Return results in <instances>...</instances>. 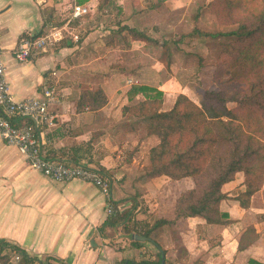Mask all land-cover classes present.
<instances>
[{"label": "crops", "instance_id": "1", "mask_svg": "<svg viewBox=\"0 0 264 264\" xmlns=\"http://www.w3.org/2000/svg\"><path fill=\"white\" fill-rule=\"evenodd\" d=\"M209 1L0 0L9 92L21 100L54 88L58 99L50 106L53 124L37 131L43 154L97 168L110 179L116 202L108 216L106 199L95 186L45 177L0 138V242L38 259L30 264H61L58 259L65 264H250V259L264 264V183L247 208L235 199L244 190L243 173L223 184L226 198L219 208L227 215L225 224L199 216L172 222L175 200L193 181L145 175L158 138L128 111L152 97H159L160 111H167L179 94L199 104L205 67L197 54L205 56L193 47L200 36L194 30L205 31ZM75 3L90 11L70 21L61 42L28 61L14 59L20 36L66 24ZM97 90L105 104L84 105L83 93ZM116 213L129 220L105 228ZM159 220L168 222L155 226ZM124 222L130 233L122 230ZM249 226L258 237L239 251V238ZM20 260L11 256L8 264Z\"/></svg>", "mask_w": 264, "mask_h": 264}, {"label": "trees", "instance_id": "2", "mask_svg": "<svg viewBox=\"0 0 264 264\" xmlns=\"http://www.w3.org/2000/svg\"><path fill=\"white\" fill-rule=\"evenodd\" d=\"M207 6L219 22L236 25L228 32L194 30L200 36L229 38L214 70L218 89L205 90L199 104L179 94L167 111H160L159 97L128 108L142 119L147 134L158 138L149 151L145 175H165L173 180L189 177L193 181V187L175 200L172 222L199 216L209 224H225L229 222L227 215L219 208L226 198L223 184L242 172L244 190L235 199L247 208L251 196L264 183V0H210ZM82 102L99 108L106 97L101 90L87 91ZM229 103L234 106L230 108ZM113 204L116 207V202ZM117 216L109 217L103 226L113 229L119 220H129L127 214ZM167 222L159 220L154 225ZM122 230L131 232L125 222ZM257 237L254 227H247L239 238L238 250L247 248ZM11 256H19L22 264L38 260L17 245L0 242L2 264H8ZM249 263L261 264L252 259Z\"/></svg>", "mask_w": 264, "mask_h": 264}, {"label": "built area", "instance_id": "3", "mask_svg": "<svg viewBox=\"0 0 264 264\" xmlns=\"http://www.w3.org/2000/svg\"><path fill=\"white\" fill-rule=\"evenodd\" d=\"M89 11L88 6L75 3L66 24L52 27L42 34L30 33L20 36L12 51L14 59L25 62L33 55L51 49L70 33V21L81 19ZM71 37L75 41L78 40L77 34H71ZM1 50L0 35V138L8 145L15 146L27 163L45 177L62 183L81 180L95 186L106 199L108 216L113 215L115 208L111 182L104 173L87 164L67 163L43 154L37 131L40 127L52 125L54 122L55 114L50 110V106L58 102L55 89L44 88L40 96L15 100L9 92ZM18 258L19 256H15L16 260Z\"/></svg>", "mask_w": 264, "mask_h": 264}, {"label": "rangeland", "instance_id": "4", "mask_svg": "<svg viewBox=\"0 0 264 264\" xmlns=\"http://www.w3.org/2000/svg\"><path fill=\"white\" fill-rule=\"evenodd\" d=\"M208 12L211 16L210 20L206 19L205 25H204V32L208 33H216V32H228L236 27L235 24H225L219 22L216 15L211 12L210 8L207 6ZM193 39V36L188 37L187 40L190 41ZM229 41V38L226 37H205V36H196L195 44L193 47H195L196 51H199L200 53H203L205 58L197 54V58L199 59V63L201 65H204V74H203V82L204 87H202V90L207 89H218L217 83L214 81V70L216 68V61L218 58V55L220 54L222 50V46ZM196 59V61H198ZM204 93V92H203ZM203 95V94H202ZM202 98V97H201ZM201 100V99H200ZM200 102V101H199ZM228 106L231 108L234 106L233 103H229Z\"/></svg>", "mask_w": 264, "mask_h": 264}, {"label": "water", "instance_id": "5", "mask_svg": "<svg viewBox=\"0 0 264 264\" xmlns=\"http://www.w3.org/2000/svg\"><path fill=\"white\" fill-rule=\"evenodd\" d=\"M133 238L138 239V240H146L147 239L146 237L138 236L136 234L133 235Z\"/></svg>", "mask_w": 264, "mask_h": 264}]
</instances>
